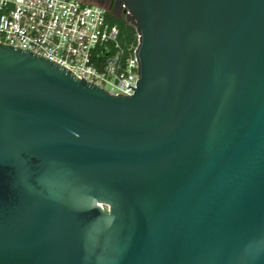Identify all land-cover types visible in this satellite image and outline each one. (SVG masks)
<instances>
[{"label":"water","instance_id":"1","mask_svg":"<svg viewBox=\"0 0 264 264\" xmlns=\"http://www.w3.org/2000/svg\"><path fill=\"white\" fill-rule=\"evenodd\" d=\"M113 95L0 43V264H264V0H119Z\"/></svg>","mask_w":264,"mask_h":264},{"label":"built area","instance_id":"2","mask_svg":"<svg viewBox=\"0 0 264 264\" xmlns=\"http://www.w3.org/2000/svg\"><path fill=\"white\" fill-rule=\"evenodd\" d=\"M111 12L87 0H0V43L33 49L110 94L132 95L138 44L122 45Z\"/></svg>","mask_w":264,"mask_h":264},{"label":"trees","instance_id":"3","mask_svg":"<svg viewBox=\"0 0 264 264\" xmlns=\"http://www.w3.org/2000/svg\"><path fill=\"white\" fill-rule=\"evenodd\" d=\"M111 21L119 27V40L125 48L135 47L138 44L139 35L136 26L122 14L110 13Z\"/></svg>","mask_w":264,"mask_h":264},{"label":"flooded vegetation","instance_id":"4","mask_svg":"<svg viewBox=\"0 0 264 264\" xmlns=\"http://www.w3.org/2000/svg\"><path fill=\"white\" fill-rule=\"evenodd\" d=\"M91 1H94L96 3L106 6L112 12H113V9L119 5V0H91ZM116 14L122 15L123 13L117 10Z\"/></svg>","mask_w":264,"mask_h":264},{"label":"rangeland","instance_id":"5","mask_svg":"<svg viewBox=\"0 0 264 264\" xmlns=\"http://www.w3.org/2000/svg\"><path fill=\"white\" fill-rule=\"evenodd\" d=\"M87 1H91V0H87ZM91 2H94V1H91Z\"/></svg>","mask_w":264,"mask_h":264}]
</instances>
